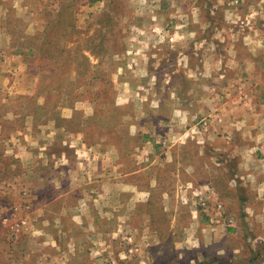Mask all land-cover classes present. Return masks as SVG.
Returning <instances> with one entry per match:
<instances>
[{
  "label": "rangeland",
  "instance_id": "rangeland-1",
  "mask_svg": "<svg viewBox=\"0 0 264 264\" xmlns=\"http://www.w3.org/2000/svg\"><path fill=\"white\" fill-rule=\"evenodd\" d=\"M261 14V4L249 9L244 0H0V52L15 53L21 67L19 78H8L13 91L0 109V222L5 229L0 246H11L21 235L19 245H26L35 197L59 192L62 179L82 177L94 203L95 182L135 172L130 180L149 186L155 229L168 226L158 205L166 190L183 208L196 193L204 206L210 195L205 193L214 192L216 213L238 210V205L225 208L218 202L217 184L236 179L223 171V154L209 152L225 150L227 142L203 136L218 130L222 119L201 113L204 102L214 106L222 100L218 87L227 61L194 60L190 43L181 46L179 56L173 47L181 30L183 37L212 40L208 52L225 56L237 49L238 37L256 35ZM197 104L200 112L192 114ZM63 166L70 167L69 175L62 173ZM14 180L24 189L11 213L2 183ZM33 186L40 194L32 193ZM117 233L127 259L141 238L129 241L128 232ZM162 239L169 246L170 238ZM157 249H151L152 264L166 257ZM192 256L189 250L179 262L172 254L167 260L189 264Z\"/></svg>",
  "mask_w": 264,
  "mask_h": 264
},
{
  "label": "crops",
  "instance_id": "crops-1",
  "mask_svg": "<svg viewBox=\"0 0 264 264\" xmlns=\"http://www.w3.org/2000/svg\"><path fill=\"white\" fill-rule=\"evenodd\" d=\"M244 3L249 9L261 4L264 12V0H244ZM255 22H261L255 25L258 28L256 35L236 38L237 49L225 56L208 52V47L214 46L212 40L183 37L181 30L176 31L173 47L179 56L183 50L181 46L190 43L194 60L209 62L213 57L219 60L225 57L227 61L218 87L223 93L222 100L214 106L204 102L201 113L210 112L215 118L222 119L218 130H211L203 136L209 141L227 142L225 150L212 148L209 152L213 157L223 154V171L226 170L232 180L236 179L217 184L218 188L221 187L217 192L218 202H223L225 208L238 205V210L219 215L213 203L214 192H208L205 194L210 195L204 198V206L200 202L203 198L196 193L183 211L182 204L166 190L160 194L158 205L168 226L165 230L155 229L149 209V186L147 182L141 185L132 182L130 176L135 172H128L121 180L95 182L93 191L98 200L94 203L88 199L82 177L74 181L62 179L59 192L44 198L35 197L28 213L31 225L24 232L28 239L26 245H19L21 235L11 246H0L4 264H152L150 254L154 247L158 248V254L166 256L161 264H179L178 260L189 250L193 254L189 264H264V15L261 14ZM179 26L183 28V24ZM240 47L244 52L238 51ZM183 59L188 60V56L183 55ZM18 61L15 53L0 52V109L7 106L8 94L13 91L8 78L16 79L21 74ZM218 65H214L215 69ZM206 69L210 73L212 67L206 64ZM194 73L192 70L191 74ZM195 85L193 92L197 93V80ZM208 88L203 86L204 93H210ZM207 96L210 98V94ZM199 112L198 104L194 105L191 113L198 115ZM2 121L0 119V123ZM207 162L212 164L209 159ZM62 173L69 175L70 167L63 166ZM49 177L46 176V181L53 186V178ZM211 186L216 187V183L212 182ZM38 187H32L33 194H40ZM2 189L4 201L9 199L6 206L12 213L19 205L17 196L24 188L14 180L3 182ZM205 189L209 191L210 187ZM2 225L0 222V235L3 236L5 229ZM118 230L128 232L129 241L130 236L134 241L141 238V245L131 247L133 252L127 259L122 255L126 247L118 244L116 239ZM164 237L170 238L169 246L167 240L162 239ZM234 238L238 240L237 245ZM188 242L190 246L185 250L183 245ZM170 254L175 256L177 263L167 260Z\"/></svg>",
  "mask_w": 264,
  "mask_h": 264
}]
</instances>
